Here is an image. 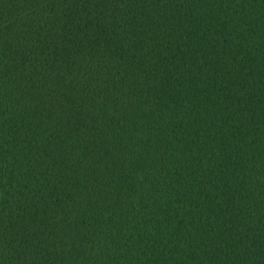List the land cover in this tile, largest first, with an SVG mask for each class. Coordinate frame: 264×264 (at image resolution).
Listing matches in <instances>:
<instances>
[{
	"label": "trees",
	"instance_id": "trees-1",
	"mask_svg": "<svg viewBox=\"0 0 264 264\" xmlns=\"http://www.w3.org/2000/svg\"><path fill=\"white\" fill-rule=\"evenodd\" d=\"M0 264H264V0H0Z\"/></svg>",
	"mask_w": 264,
	"mask_h": 264
}]
</instances>
